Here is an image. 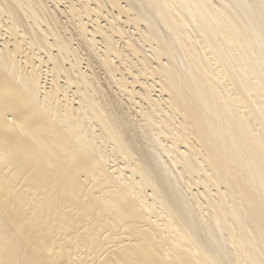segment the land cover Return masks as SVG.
<instances>
[{
    "label": "bare ground",
    "instance_id": "obj_1",
    "mask_svg": "<svg viewBox=\"0 0 264 264\" xmlns=\"http://www.w3.org/2000/svg\"><path fill=\"white\" fill-rule=\"evenodd\" d=\"M0 264H264V0H0Z\"/></svg>",
    "mask_w": 264,
    "mask_h": 264
}]
</instances>
